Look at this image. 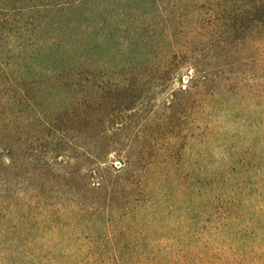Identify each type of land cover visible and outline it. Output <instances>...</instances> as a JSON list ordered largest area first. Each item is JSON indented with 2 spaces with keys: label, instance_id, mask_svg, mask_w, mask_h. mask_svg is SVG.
<instances>
[{
  "label": "trees",
  "instance_id": "obj_1",
  "mask_svg": "<svg viewBox=\"0 0 264 264\" xmlns=\"http://www.w3.org/2000/svg\"><path fill=\"white\" fill-rule=\"evenodd\" d=\"M0 264H264V0H0Z\"/></svg>",
  "mask_w": 264,
  "mask_h": 264
},
{
  "label": "rangeland",
  "instance_id": "obj_2",
  "mask_svg": "<svg viewBox=\"0 0 264 264\" xmlns=\"http://www.w3.org/2000/svg\"><path fill=\"white\" fill-rule=\"evenodd\" d=\"M200 27L197 24H193V25H189L188 29H199ZM193 33L191 32V34L189 35L187 41L186 40H180L178 41L175 45H173V47H176V49L181 50V51H185L184 49L186 48H192L193 50H197L202 46V43L199 42L197 39L193 40ZM211 57H207L205 58V60H211ZM182 60V59H180ZM186 68L182 69L178 74H176L174 76L173 79H171L170 81H168L167 83V88L163 91V92H157L155 98H153L151 101H149L148 103H146V108H154V109H159V107H161L164 102L168 99L169 95H170V91L172 88H176V87H180V86H184L186 84V81H184L182 78L183 76L186 78ZM188 72L192 73V70H189ZM125 157L123 156V154H121L119 151H111V153L108 155V163H113L115 165V167L119 168L123 165L122 160H124Z\"/></svg>",
  "mask_w": 264,
  "mask_h": 264
}]
</instances>
